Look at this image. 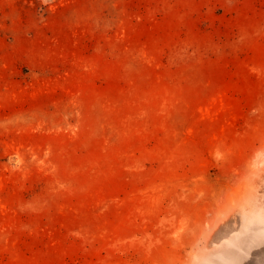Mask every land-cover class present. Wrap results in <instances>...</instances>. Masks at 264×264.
Wrapping results in <instances>:
<instances>
[{
	"label": "rangeland",
	"instance_id": "1",
	"mask_svg": "<svg viewBox=\"0 0 264 264\" xmlns=\"http://www.w3.org/2000/svg\"><path fill=\"white\" fill-rule=\"evenodd\" d=\"M0 264H264V0H0Z\"/></svg>",
	"mask_w": 264,
	"mask_h": 264
}]
</instances>
